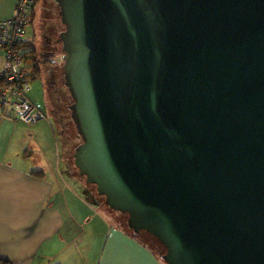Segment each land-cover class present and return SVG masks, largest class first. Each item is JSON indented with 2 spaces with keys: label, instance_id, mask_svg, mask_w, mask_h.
Masks as SVG:
<instances>
[{
  "label": "water",
  "instance_id": "95a60500",
  "mask_svg": "<svg viewBox=\"0 0 264 264\" xmlns=\"http://www.w3.org/2000/svg\"><path fill=\"white\" fill-rule=\"evenodd\" d=\"M53 1L73 164L121 229L264 264V0Z\"/></svg>",
  "mask_w": 264,
  "mask_h": 264
},
{
  "label": "crops",
  "instance_id": "0c3cea01",
  "mask_svg": "<svg viewBox=\"0 0 264 264\" xmlns=\"http://www.w3.org/2000/svg\"><path fill=\"white\" fill-rule=\"evenodd\" d=\"M39 1L32 10L33 31ZM15 4L0 0V21L13 16ZM2 65L0 51V69ZM24 124L10 115L0 122V264H165L119 223L95 216L96 203L85 195V211L71 205L68 198L78 197L73 191L67 197L57 192L40 155L38 165L30 166L32 149L24 142L32 128ZM65 203L70 206L63 209Z\"/></svg>",
  "mask_w": 264,
  "mask_h": 264
},
{
  "label": "rangeland",
  "instance_id": "374dc122",
  "mask_svg": "<svg viewBox=\"0 0 264 264\" xmlns=\"http://www.w3.org/2000/svg\"><path fill=\"white\" fill-rule=\"evenodd\" d=\"M44 1L45 0H40L37 5V16L33 24L34 31L32 30V42L37 40L36 49L39 51L41 50V45L43 46L44 44L43 35L50 39V43L53 46L52 52L44 55L52 58H47L46 62L43 63L49 67L53 66L57 76H55L54 79L55 85H49L50 83L47 82L45 93H43L40 82L33 77L30 78L32 90L28 93L29 99L36 107L44 112L46 121L44 122V119L34 124H24L32 128L31 137L28 136V138L24 135V143L31 146L27 148L32 149L29 165H38L36 161L39 158L38 155H40L42 167L46 168V173L49 178L55 181L54 185L57 192L67 197L70 195L69 191H73L74 195L78 197V200L68 198L71 205L73 203L75 206L81 207V209L84 210L85 203L82 201V198L86 193L87 198L96 203V206L92 210L95 216H102L110 222H117L122 228L125 224L123 218L105 205L104 197L96 194L95 187L86 184L85 179L79 176L78 170L73 164L72 155L74 149L81 143V139L70 117L69 106L72 103V99L67 88L63 86L59 80L60 67L62 66V52L61 45L56 41L58 35L64 30V26L60 21L57 4L53 0H46L48 3L45 5ZM8 116L9 115L5 116V118ZM62 172H64V174H61ZM57 175H62V178L58 179V181L54 178L57 177ZM60 204H62L61 201L57 203V206ZM65 204L62 205L63 209L66 206H70L67 203ZM65 212L66 211H64V213ZM67 216V213H65V217ZM142 241L150 247V243L144 240ZM153 251L158 254L156 250L153 249Z\"/></svg>",
  "mask_w": 264,
  "mask_h": 264
},
{
  "label": "built area",
  "instance_id": "2783aa9c",
  "mask_svg": "<svg viewBox=\"0 0 264 264\" xmlns=\"http://www.w3.org/2000/svg\"><path fill=\"white\" fill-rule=\"evenodd\" d=\"M37 0H16L12 17L0 21V122L10 115L17 121L34 124L45 114L28 98L33 35L31 15Z\"/></svg>",
  "mask_w": 264,
  "mask_h": 264
},
{
  "label": "flooded vegetation",
  "instance_id": "af4514ba",
  "mask_svg": "<svg viewBox=\"0 0 264 264\" xmlns=\"http://www.w3.org/2000/svg\"><path fill=\"white\" fill-rule=\"evenodd\" d=\"M43 38L44 44L43 46L41 45V50L38 51L36 47H33L35 51V62L31 68V74H34V79L40 82L43 93H45L47 88V82L50 83L49 85H55L54 79L57 74L55 73L56 71H54L53 66L49 67L43 63L46 62V56L44 54L51 53L53 48L52 44L50 43V39H48L45 35H43ZM59 73V80L61 84L65 86L61 67Z\"/></svg>",
  "mask_w": 264,
  "mask_h": 264
},
{
  "label": "trees",
  "instance_id": "16d2710c",
  "mask_svg": "<svg viewBox=\"0 0 264 264\" xmlns=\"http://www.w3.org/2000/svg\"><path fill=\"white\" fill-rule=\"evenodd\" d=\"M33 10V9H32ZM33 13V12H32ZM32 16H33V14H32ZM31 58H30V60L32 61V64H31V68H32V66H33V64H34V62H35V51H34V48H33V50H32V52H31V56H30ZM51 59L52 57H46V59ZM31 77H33L34 78V74L32 75L31 73H30V78ZM0 86H1V83H0ZM29 98V97H28ZM35 174H40V173H33V175H35ZM84 178V177H83ZM85 179V178H84ZM92 186V185H91ZM94 187V186H93ZM84 193H85V191H84ZM97 194V193H96ZM85 196H86V193H85ZM87 197V196H86ZM132 236L133 237H135V238H137V239H139L141 242H143L142 241V238H144L145 240L147 239L149 242H150V245L153 247V248H151L152 250L154 249L155 250V248H154V246L157 248V249H159V251H160V253L162 254V253H164V247L155 239V238H153V237H151L150 235H148L147 233H145V232H141L140 234H132ZM148 246V245H147ZM149 247V246H148Z\"/></svg>",
  "mask_w": 264,
  "mask_h": 264
},
{
  "label": "bare ground",
  "instance_id": "6f19581e",
  "mask_svg": "<svg viewBox=\"0 0 264 264\" xmlns=\"http://www.w3.org/2000/svg\"><path fill=\"white\" fill-rule=\"evenodd\" d=\"M34 44H36V45H37V43H34Z\"/></svg>",
  "mask_w": 264,
  "mask_h": 264
}]
</instances>
